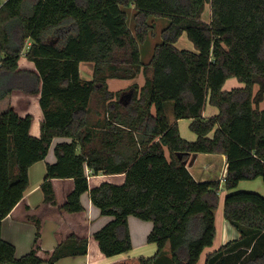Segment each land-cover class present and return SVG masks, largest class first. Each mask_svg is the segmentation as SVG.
I'll list each match as a JSON object with an SVG mask.
<instances>
[{
	"label": "trees",
	"instance_id": "trees-1",
	"mask_svg": "<svg viewBox=\"0 0 264 264\" xmlns=\"http://www.w3.org/2000/svg\"><path fill=\"white\" fill-rule=\"evenodd\" d=\"M207 4L210 22L203 20ZM131 5L137 9L134 31L124 8ZM151 16L169 24L144 64L140 45L157 34ZM184 33L195 51L175 45ZM24 51L35 70L20 67ZM83 63L92 64L91 79L82 76ZM142 71V87L108 89L109 78L133 79ZM230 77L244 87L224 90ZM14 91L39 95L40 136L31 134L34 115L15 110ZM95 95L108 116L91 126ZM262 101L264 0H0V264H55L88 252L89 239L74 233L53 251L43 250L42 209L29 217L37 231L25 255L17 257L1 234L3 220L29 187L30 167L47 157L54 137L72 140L58 143L57 161L47 164L41 186L46 206L83 211L81 195L89 191L101 213L113 216L94 233L108 257L133 248L129 216L153 222L147 236L157 245L153 256L110 264H198L217 236L221 182L197 180L185 161L192 152L225 154L228 190L243 180L264 181ZM171 102L174 122L167 115ZM207 104L219 113L204 118ZM182 118L192 119L195 141L181 136ZM99 173L124 179L90 188L88 176ZM56 178L74 182L61 206ZM224 215L240 238L208 253L205 264H264V195L232 190Z\"/></svg>",
	"mask_w": 264,
	"mask_h": 264
},
{
	"label": "crops",
	"instance_id": "crops-1",
	"mask_svg": "<svg viewBox=\"0 0 264 264\" xmlns=\"http://www.w3.org/2000/svg\"><path fill=\"white\" fill-rule=\"evenodd\" d=\"M31 43L32 40L28 39V48ZM192 51H195V48ZM152 55L148 57V61L143 63L148 64ZM22 57L20 60V67L35 70L34 63L28 59L26 60L28 64L21 66ZM81 74L84 78L91 79L92 64L83 63L81 66ZM148 75H150V73H148ZM146 78L147 76L143 71L133 79L109 78L107 80L108 89L111 92H117L128 90L134 85L142 87L146 83ZM241 87H244L243 82L239 81L236 77H230L226 80L223 89L232 90L234 88ZM112 100L115 101L116 97ZM12 102L14 108L20 115H26L28 113H32L34 115V121L31 126V134L34 136H40L41 122L44 117L39 107V95H31L22 91H14L12 93ZM260 104L261 108H264V101ZM91 106L92 111L89 119L91 126H96L99 120H103L106 116H108V113H104L101 104L94 103V100L91 102ZM31 107H36L37 110H40H38V116L29 111ZM169 110L168 118L171 122H174L175 119L170 106ZM124 113L128 115L126 110ZM218 113L219 109L216 106L207 104L203 112V117H214ZM37 120L38 122L35 123ZM191 121L192 119L182 118L177 122L182 137L189 141H195L197 139V134L190 128ZM209 136L212 137L213 132H211ZM71 140L72 139L69 137H54L47 157L43 160L37 161L30 167L29 187L27 188L23 199L3 220L1 228L2 237L15 245L17 257H21L28 253L33 246L37 231L35 223L30 221L29 217L32 213H34V211L42 209L38 212V215L42 218L41 246L43 250L53 251L60 242L64 241L72 233L78 235L79 237H86L89 239L87 254L67 256L60 259L55 264H110L115 259L126 256H153L157 252V245L155 243L147 242V236L153 228V222L141 220L133 215L129 216L128 220L133 248L127 253H122L112 257L105 256L101 252L99 244L94 238V233L101 229L106 223L111 221L113 216H99L100 209L93 204L89 191H86L81 195L83 211L77 213H67L55 206L52 207L45 205V196L41 186L45 179L47 164L55 163L57 161L55 146L58 143L65 141L71 142ZM51 153L53 156L50 157ZM167 155H169V152H167ZM185 163L197 180H219L221 182L219 189V207L215 212L217 236L214 245L205 249L198 263L205 264L206 255L208 253L213 252L229 241L240 238V233L226 220L224 215V200L226 195L232 190H247L251 188L249 186L253 187V185H257L259 188V191L256 192L264 195V187L258 184V182H248L247 184H243V181H241L235 189H226L224 182L227 175L228 159L227 156L222 153L192 152L187 156ZM87 172L90 173L89 169H87ZM123 179V174H90L89 185L90 188H92L104 181L121 183ZM53 185L56 191L57 204L61 206L65 203L67 194L73 189L74 182L72 179L56 178L53 179ZM132 231H134V233ZM137 232H139V234ZM135 236H138V238H135ZM42 264L50 263L44 262Z\"/></svg>",
	"mask_w": 264,
	"mask_h": 264
},
{
	"label": "rangeland",
	"instance_id": "rangeland-1",
	"mask_svg": "<svg viewBox=\"0 0 264 264\" xmlns=\"http://www.w3.org/2000/svg\"><path fill=\"white\" fill-rule=\"evenodd\" d=\"M124 8H125V10L128 13V25L131 28V30L134 31L135 30V25H136L135 14H136V10L137 9L135 8L134 5H131L129 7H124ZM203 20L206 21V22H210L211 21L210 4H207V6H206V10L203 13ZM149 21L155 24L157 34L156 35H151L148 38L146 43L140 45L141 57H142V61L143 62L148 61V57H150L153 54L155 45L162 41L161 32L164 29V27H166L169 24V20L167 18H165V17H154V16H151ZM176 44H177V47H180V48H183V49L194 50V48H195L194 47V43L190 40V38L185 33L179 38V40L176 42ZM27 46L28 45L26 43L25 51L28 49ZM25 51L22 53L23 57H22L21 66H25V65L28 64L27 61H26L27 58L25 56ZM128 90H130V88ZM124 91H127V90H124ZM97 97H98V95H95L94 103L99 104L100 102L98 101L99 99ZM11 102H12V99H11ZM171 104H172V102L170 104H167V115H169L168 112L170 111L169 110V106H170V108L172 110V105ZM38 110L36 109V107H34V108L31 107L29 109V111L33 112L36 116H38ZM33 121H34V119H33ZM36 122H38V120L35 121V123ZM51 156H53L52 153L50 154V157ZM248 182H258V184H260L262 187H264V181H263L262 177H257L256 179H252V180H243V184H247ZM253 184H255V183H253ZM249 187H251V188H249L247 190L259 191L258 190L259 188H258L257 185H253V187L252 186H249ZM99 216H104V215L99 211ZM129 229H130V227H129ZM132 232L134 233V231H132ZM130 233H131V231H130ZM137 233L139 234V232H137ZM131 238H132V236H131ZM135 238H138V236L137 237L135 236ZM160 261H162V259ZM155 264H158V263H155Z\"/></svg>",
	"mask_w": 264,
	"mask_h": 264
},
{
	"label": "built area",
	"instance_id": "built-area-1",
	"mask_svg": "<svg viewBox=\"0 0 264 264\" xmlns=\"http://www.w3.org/2000/svg\"><path fill=\"white\" fill-rule=\"evenodd\" d=\"M89 176H90V175H89ZM89 176H88V177H89Z\"/></svg>",
	"mask_w": 264,
	"mask_h": 264
}]
</instances>
